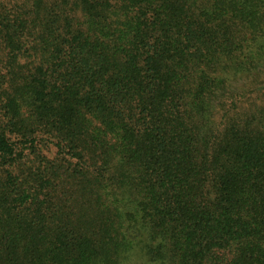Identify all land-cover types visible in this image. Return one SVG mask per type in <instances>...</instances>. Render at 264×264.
<instances>
[{
  "label": "trees",
  "instance_id": "1",
  "mask_svg": "<svg viewBox=\"0 0 264 264\" xmlns=\"http://www.w3.org/2000/svg\"><path fill=\"white\" fill-rule=\"evenodd\" d=\"M0 264H264V0H0Z\"/></svg>",
  "mask_w": 264,
  "mask_h": 264
}]
</instances>
